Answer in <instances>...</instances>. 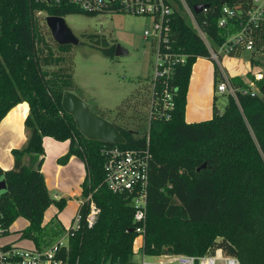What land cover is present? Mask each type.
<instances>
[{
  "label": "trees",
  "instance_id": "1",
  "mask_svg": "<svg viewBox=\"0 0 264 264\" xmlns=\"http://www.w3.org/2000/svg\"><path fill=\"white\" fill-rule=\"evenodd\" d=\"M184 2L191 12L195 6H207L193 16L199 30L219 46L224 42L217 27L222 7L236 10L244 19L254 0ZM39 14L62 18L97 16L71 5L55 7L37 0H0V123L16 105L29 106L24 121L29 133L27 141L21 149L12 150L13 168L0 169V182H5V189L0 191L5 227L19 218L26 220L28 226L21 238L39 245L44 213L52 205L61 212L66 204L64 199L51 198L47 191L41 172L43 139L68 142L69 150L58 162L64 164L74 156L85 165L81 200L92 194L100 210L96 223L88 228V206H80L78 229L69 231V263L132 264L138 238L135 229L141 225L133 219L131 199L113 194L104 186V157L100 151L113 147L139 152L148 149L142 254L200 257L221 251L241 264H264V79L259 82L255 97L240 93L236 99L227 96L222 113L213 106L210 120L186 123L193 65L198 59L210 57L188 17L175 8L170 38L162 52L184 55L185 63L174 66L166 82L174 103L171 119L150 122L147 148V126L128 129L111 120L109 110H99L98 116L112 123L125 142L113 145L91 141L76 129L73 117L61 107L63 94L74 88L73 48L57 45L45 18L41 19ZM82 37L105 57H114V40L99 35ZM229 55L233 57L234 53ZM213 65L217 85L221 81L220 69ZM150 86L149 81L148 106ZM155 88L162 91L164 83H157ZM146 121L148 124L149 111ZM26 157L30 161L28 166L24 162Z\"/></svg>",
  "mask_w": 264,
  "mask_h": 264
},
{
  "label": "built area",
  "instance_id": "2",
  "mask_svg": "<svg viewBox=\"0 0 264 264\" xmlns=\"http://www.w3.org/2000/svg\"><path fill=\"white\" fill-rule=\"evenodd\" d=\"M47 2L51 6L71 5L88 14H113L126 13L136 16H148L152 18V32L145 31L144 38L151 39L154 51L156 52V63L154 73L150 79L149 99V123L147 124L146 145H149V126L151 121L171 119V111L174 108L172 92L167 89L166 82L172 75V70L177 64L185 63L184 55H170L163 53L162 48L168 43L171 34L172 14L176 6L182 5L188 14V19L197 31L209 52V60L214 62L220 69L221 81L216 85L219 94H225L236 99L238 93L255 97L258 92L247 88L234 86L220 66L222 56H229V53L237 54L242 48L252 52L255 48L253 32L264 27V0H254L251 10L244 19L240 13L227 6L221 9V17L217 21L220 29L232 25L239 29L234 38L224 39V42L215 46L199 30L193 13L187 8L184 0H37ZM178 1V4H177ZM207 9V8H206ZM204 9L203 11H205ZM233 55V56H234ZM254 81L260 82L264 79L261 72H255ZM164 83V89L156 91V84ZM104 157L103 184L113 194L125 195L131 199L133 208V219L141 227L136 228L138 238L133 248L134 256H141L140 264H241L237 258L226 256L221 251L213 255L188 256V255H166L160 257H148L140 252L143 242L144 227L146 222V200L148 185V167L150 154L148 149L144 152L137 150H122L118 147L101 149ZM88 206V214L85 223L88 228L96 223L100 210L93 201L92 194H88L81 200L80 206ZM79 206V208H80ZM79 211V209H78ZM77 211L70 228L66 232L67 244L69 231H76L80 222V215ZM9 228L5 227L3 216L0 212V239L8 235ZM30 241V240H29ZM138 243V245H137ZM62 239L50 247L24 248L10 244H2L0 241V264H70L67 257L68 245ZM65 255L63 254L64 252ZM150 259L155 261H150Z\"/></svg>",
  "mask_w": 264,
  "mask_h": 264
},
{
  "label": "rangeland",
  "instance_id": "3",
  "mask_svg": "<svg viewBox=\"0 0 264 264\" xmlns=\"http://www.w3.org/2000/svg\"><path fill=\"white\" fill-rule=\"evenodd\" d=\"M176 9L181 14L188 16L182 5H177ZM41 19L46 18L45 14H39ZM67 27L79 40L77 46H72L71 57L73 59V83L71 91L80 98L89 109L96 115L99 110H109L110 119H115L117 124L128 129L136 130L147 126L148 118V82L154 73L156 63V52L151 39L144 38V32H152V18L148 16H136L126 13L100 14L96 17L85 15H69L63 18ZM45 22V21H44ZM192 26L191 21H189ZM193 27V26H192ZM239 29L229 25L220 29L221 38L229 40L234 38ZM83 35L105 36L107 40H114L127 55L108 58L99 50L90 46ZM255 48L252 52L242 48V50L228 59L222 56L219 63L221 68H234L240 72L242 81L250 83L247 88L253 92H258L259 82L254 81V73L261 72L264 76V27L253 32ZM230 63V67L229 64ZM214 64V62H212ZM208 60H198L194 67V72L201 71L203 67L210 66ZM248 65L250 66L249 71ZM224 70V69H223ZM250 72L249 77L248 73ZM247 75V76H246ZM211 86L213 82L211 80ZM147 88V89H146ZM215 92V108L217 112H223L227 103V95ZM124 105L120 104L124 101ZM146 119V120H145ZM68 212L67 214H69ZM27 227V221L19 218L8 230V235L0 239L15 242V245L31 248L33 246L29 240L21 238V232ZM67 232V231H66ZM58 236L62 235V242L67 244L66 233L54 231ZM47 231L42 232V236ZM140 240V239H139ZM139 240H136L139 241ZM49 245V241H46ZM141 256H134L132 264H140ZM150 261H155L150 259ZM219 264V263H217Z\"/></svg>",
  "mask_w": 264,
  "mask_h": 264
},
{
  "label": "crops",
  "instance_id": "4",
  "mask_svg": "<svg viewBox=\"0 0 264 264\" xmlns=\"http://www.w3.org/2000/svg\"><path fill=\"white\" fill-rule=\"evenodd\" d=\"M230 58L228 57V59ZM208 61L212 63V61ZM230 63L228 62L229 67ZM195 65L196 63L193 65L190 76L185 107V122L188 124L210 120L213 116V106L215 107V99L217 98L213 63L212 71H210V66H205L201 71L194 72ZM223 69L230 83L236 87L243 88L244 86H249L248 80L242 81L240 72L236 71L233 67H230L229 70H227L228 68ZM249 69L250 66L248 65L247 70L249 71ZM248 71L246 72V74L248 73V76L246 75L247 78L250 74ZM211 80L213 87L211 86ZM28 113L29 106L27 103H20L12 108L0 123V169L3 171L13 168L12 150L21 149L27 141L29 133L24 126V121ZM218 113L220 112L218 111ZM43 149L45 156L41 172L44 176L49 196L56 201L64 199L66 204L61 212L54 205L47 209L44 213L42 224V228L44 231H47V234L42 236L39 245H36L33 241H29L32 243L30 246L33 247H50L62 239V235L58 236L57 233L54 234L53 232L61 231L62 234V232L66 233L70 228L81 203V185L86 175L85 165L74 156L69 158L64 164L58 162L68 152V142H57L45 137L43 139ZM24 162L28 166L30 162L29 157H26ZM68 212L70 213L67 214ZM46 241H49L50 246L46 245ZM10 243L13 242H2V244Z\"/></svg>",
  "mask_w": 264,
  "mask_h": 264
},
{
  "label": "water",
  "instance_id": "5",
  "mask_svg": "<svg viewBox=\"0 0 264 264\" xmlns=\"http://www.w3.org/2000/svg\"><path fill=\"white\" fill-rule=\"evenodd\" d=\"M207 6H195L192 9L194 15H198ZM45 24L50 32L52 40L59 46H77L79 40L67 27L62 17L47 16ZM127 55L119 45L115 47V57ZM62 110L73 117L76 129L88 140L98 141L105 144L123 145L124 139L117 128L110 122L94 114L89 107L76 95L65 92L61 101ZM203 168L205 166H202ZM5 189V182H0V191ZM133 232V230H131Z\"/></svg>",
  "mask_w": 264,
  "mask_h": 264
}]
</instances>
